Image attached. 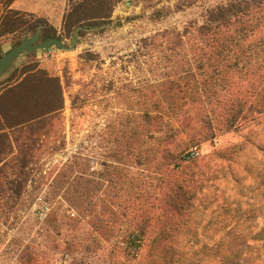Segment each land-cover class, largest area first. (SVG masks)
Here are the masks:
<instances>
[{
    "label": "trees",
    "instance_id": "16d2710c",
    "mask_svg": "<svg viewBox=\"0 0 264 264\" xmlns=\"http://www.w3.org/2000/svg\"><path fill=\"white\" fill-rule=\"evenodd\" d=\"M12 1L3 4L0 40L34 34L40 26L43 40L71 39L78 26L113 23L115 8L125 0H70L61 33L45 18L8 10ZM172 1L174 9L158 8L154 18L195 7L201 12L181 28L141 41V57L150 54V65L167 69L164 78L139 88L138 109L122 114L110 132L116 146L101 154L100 170L91 167L90 154L78 151L49 185L60 198L46 192L45 201L69 206V222L53 231L70 264H98L107 252L136 255L153 233V242L163 241L187 228L207 186L234 176L236 146L209 154L201 146L264 117V0ZM32 57L0 80V201L12 193L0 207L17 205L38 167L41 146L66 108L63 78ZM224 168L228 176L220 175ZM26 248L28 263L40 264L39 249Z\"/></svg>",
    "mask_w": 264,
    "mask_h": 264
},
{
    "label": "rangeland",
    "instance_id": "374dc122",
    "mask_svg": "<svg viewBox=\"0 0 264 264\" xmlns=\"http://www.w3.org/2000/svg\"><path fill=\"white\" fill-rule=\"evenodd\" d=\"M5 1L0 0V18ZM127 1L115 8L113 23L83 31L75 50L26 53L14 68L36 54L43 67L63 78L66 108L55 122L51 139L41 146L38 167L17 205L10 202L0 207V264H35L28 263L24 257L30 244L39 249L40 264H70V258L61 254L62 238L58 241L53 231L54 227L69 222V206L64 202L45 201L48 191L52 197L61 196L49 187L50 183L59 168L78 151L90 154L91 167L100 170L101 154L107 155L116 146L110 132L117 130V123L123 120L122 114L138 109L139 88L162 80L167 70L150 65V54L141 57L138 52L141 41L166 29L181 28L201 12L195 7L154 18L158 8L174 9L173 1L130 0V4ZM220 1L224 0H210V3ZM118 18L120 25H116ZM23 37L11 35L0 40V53L4 46H13ZM63 40L71 43V39ZM138 59L147 61L140 65ZM128 103L134 106L133 110ZM63 143L64 146L57 150ZM235 146L234 176L226 182L217 181L214 187L207 186L190 210L187 228L170 232L163 241L157 237L153 242L157 234L153 233L136 255L129 252L114 257L108 252L101 253L97 263L264 264V117L221 134L213 143H204L200 151L209 154L215 149ZM50 171L55 172L46 177ZM220 175L228 176L229 170L224 168ZM11 195L6 193L0 206ZM47 209V216L42 218L41 214ZM64 228L67 234L68 226ZM57 243L59 250L54 249Z\"/></svg>",
    "mask_w": 264,
    "mask_h": 264
},
{
    "label": "water",
    "instance_id": "95a60500",
    "mask_svg": "<svg viewBox=\"0 0 264 264\" xmlns=\"http://www.w3.org/2000/svg\"><path fill=\"white\" fill-rule=\"evenodd\" d=\"M131 1H127L130 4ZM42 26L31 35H25L23 39L13 45H6L0 53V79L10 74L14 68L20 64L22 58L26 53L41 54L45 50L56 49L58 51H72L75 50L80 41V32L85 30H92L86 26H78L72 34L71 43L66 44L62 38L49 37L42 39Z\"/></svg>",
    "mask_w": 264,
    "mask_h": 264
},
{
    "label": "crops",
    "instance_id": "0c3cea01",
    "mask_svg": "<svg viewBox=\"0 0 264 264\" xmlns=\"http://www.w3.org/2000/svg\"><path fill=\"white\" fill-rule=\"evenodd\" d=\"M7 9L45 18L60 31L63 28L64 17L70 9V0H13ZM41 67L49 71L46 67L42 65Z\"/></svg>",
    "mask_w": 264,
    "mask_h": 264
},
{
    "label": "built area",
    "instance_id": "2783aa9c",
    "mask_svg": "<svg viewBox=\"0 0 264 264\" xmlns=\"http://www.w3.org/2000/svg\"><path fill=\"white\" fill-rule=\"evenodd\" d=\"M50 51H51V50H47V52H50ZM47 214H48V209H47V212H44V213L41 214V217H42V218H43V217H46Z\"/></svg>",
    "mask_w": 264,
    "mask_h": 264
}]
</instances>
